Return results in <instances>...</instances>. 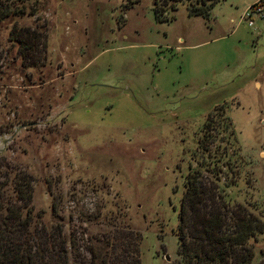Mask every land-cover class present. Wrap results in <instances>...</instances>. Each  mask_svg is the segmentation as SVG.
<instances>
[{
	"label": "rangeland",
	"instance_id": "obj_1",
	"mask_svg": "<svg viewBox=\"0 0 264 264\" xmlns=\"http://www.w3.org/2000/svg\"><path fill=\"white\" fill-rule=\"evenodd\" d=\"M259 1L218 0L204 18L179 0L160 21L153 0H14L22 13L0 22V155L33 176L37 220L84 236L127 222L140 264H183L173 231L202 163L264 221V0L245 16ZM14 23L44 32L39 65L16 54ZM216 108L229 125L208 154L198 141ZM249 243L264 264V234Z\"/></svg>",
	"mask_w": 264,
	"mask_h": 264
},
{
	"label": "trees",
	"instance_id": "obj_2",
	"mask_svg": "<svg viewBox=\"0 0 264 264\" xmlns=\"http://www.w3.org/2000/svg\"><path fill=\"white\" fill-rule=\"evenodd\" d=\"M177 1L161 0L158 5L153 0L155 18L168 20L163 13L167 8L175 10ZM217 1L186 0L187 13L209 18ZM22 11L14 0H0V22ZM8 39L16 44L24 66H37L45 58L44 32L14 23ZM217 123L229 125L218 108L203 123L198 141L202 152L209 154ZM201 164L200 168L189 166L183 178L173 231L177 255L183 264H250L254 247L249 240L264 234V221L245 206L229 202L216 183L219 172L213 167L202 169ZM33 182L25 169L0 155V264H140L141 235L127 222L107 219V228L84 236L73 226L66 233L59 223L37 220L40 215L30 205ZM51 212L57 216L54 202Z\"/></svg>",
	"mask_w": 264,
	"mask_h": 264
},
{
	"label": "built area",
	"instance_id": "obj_3",
	"mask_svg": "<svg viewBox=\"0 0 264 264\" xmlns=\"http://www.w3.org/2000/svg\"><path fill=\"white\" fill-rule=\"evenodd\" d=\"M252 6V5H251ZM249 7V9H247V11L245 12V16L248 19L249 23L252 22V15H257L260 12V8L259 5L256 4L253 7Z\"/></svg>",
	"mask_w": 264,
	"mask_h": 264
}]
</instances>
